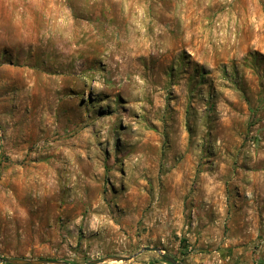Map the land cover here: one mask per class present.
<instances>
[{"label":"rangeland","instance_id":"rangeland-1","mask_svg":"<svg viewBox=\"0 0 264 264\" xmlns=\"http://www.w3.org/2000/svg\"><path fill=\"white\" fill-rule=\"evenodd\" d=\"M108 255L264 264V0H0V256Z\"/></svg>","mask_w":264,"mask_h":264},{"label":"water","instance_id":"water-1","mask_svg":"<svg viewBox=\"0 0 264 264\" xmlns=\"http://www.w3.org/2000/svg\"><path fill=\"white\" fill-rule=\"evenodd\" d=\"M144 250H155L162 253L159 247H143ZM132 256H119V255H108L99 259H93L83 264H97L102 261H115V260H129ZM166 262L170 264H182L177 259L171 256L163 255ZM0 262L7 264H74L69 261L59 259H47V258H26V257H3L0 256Z\"/></svg>","mask_w":264,"mask_h":264},{"label":"bare ground","instance_id":"bare-ground-1","mask_svg":"<svg viewBox=\"0 0 264 264\" xmlns=\"http://www.w3.org/2000/svg\"><path fill=\"white\" fill-rule=\"evenodd\" d=\"M54 20V19H53ZM53 23V22H52ZM60 25V24H59ZM64 25V24H63ZM54 27V26H53ZM62 27V26H61ZM68 27V26H67ZM62 28H64V27H62ZM25 32V31H24ZM66 37V36H65Z\"/></svg>","mask_w":264,"mask_h":264}]
</instances>
